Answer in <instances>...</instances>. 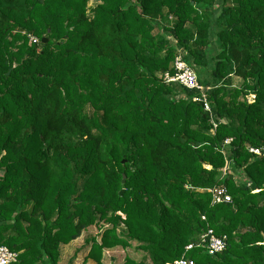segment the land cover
Masks as SVG:
<instances>
[{"label":"trees","instance_id":"trees-1","mask_svg":"<svg viewBox=\"0 0 264 264\" xmlns=\"http://www.w3.org/2000/svg\"><path fill=\"white\" fill-rule=\"evenodd\" d=\"M96 1L0 0V247L60 264L102 224L96 264H264V0ZM208 230L225 251L187 252Z\"/></svg>","mask_w":264,"mask_h":264},{"label":"built area","instance_id":"built-area-1","mask_svg":"<svg viewBox=\"0 0 264 264\" xmlns=\"http://www.w3.org/2000/svg\"><path fill=\"white\" fill-rule=\"evenodd\" d=\"M33 42H37L38 40L33 38ZM175 74L170 75L166 74L164 79L167 83H176L180 86H183L189 90H199L203 94V100L205 101V109L210 111L209 103L207 102L206 97V89L202 87L197 78V74L183 59L182 53L179 51L178 56L175 59ZM195 101H200L199 99H195ZM231 140H227L226 144H230ZM250 152L256 155H260L261 151L259 149H250ZM208 192L212 194V204H228L232 202L231 196L227 193L224 188H215L208 189ZM258 192V191H256ZM205 219V218H204ZM227 246L226 237H218L215 235L213 230H208L207 233L203 234L199 240L195 243H191L186 247V251H190L196 247L205 248L206 251L210 255H216L225 251ZM18 261V254L10 251L7 247H0V264H15ZM168 264H195L193 260H187L182 258L180 260H176L175 262Z\"/></svg>","mask_w":264,"mask_h":264},{"label":"rangeland","instance_id":"rangeland-1","mask_svg":"<svg viewBox=\"0 0 264 264\" xmlns=\"http://www.w3.org/2000/svg\"><path fill=\"white\" fill-rule=\"evenodd\" d=\"M96 4H97L96 0H90L89 2V6L91 8L95 7ZM214 50H215L214 48L211 49L212 53L209 54V59L215 55ZM233 84L234 85L232 88L240 87L242 85V80L238 78H234ZM239 100H241V98ZM247 100L250 103L254 102L255 95L249 94L247 96ZM103 227H106V225L101 224L100 226L91 227L75 243H72L73 245L72 244L68 246L62 245L61 246V263H67V262H70V260H73L74 261L73 264H96L95 261L88 259V255L91 250L93 238L98 240V242L100 241L101 232H102L101 230H103ZM75 251L76 252L79 251L77 259H70L71 257L74 256ZM127 258H132L136 261L146 260L145 254L139 251L136 248V245L133 244L132 247H129L126 249L118 247V248L111 249V250H105L104 257H103V263L104 264H124Z\"/></svg>","mask_w":264,"mask_h":264},{"label":"crops","instance_id":"crops-1","mask_svg":"<svg viewBox=\"0 0 264 264\" xmlns=\"http://www.w3.org/2000/svg\"><path fill=\"white\" fill-rule=\"evenodd\" d=\"M78 240V239H77ZM77 240H75L74 242H72V243H75ZM71 243V244H72ZM71 244H69V245H71ZM73 245V244H72ZM66 246H68V245H66ZM80 251V250H79ZM79 251H75V253H74V256L73 257H71L70 259H77V256H78V254H79ZM74 263V261L73 260H70V262H67V263H61V250H60V264H73Z\"/></svg>","mask_w":264,"mask_h":264},{"label":"water","instance_id":"water-1","mask_svg":"<svg viewBox=\"0 0 264 264\" xmlns=\"http://www.w3.org/2000/svg\"><path fill=\"white\" fill-rule=\"evenodd\" d=\"M44 42H46L45 39H44ZM125 183H126V177L124 176V179H123V191H125Z\"/></svg>","mask_w":264,"mask_h":264}]
</instances>
